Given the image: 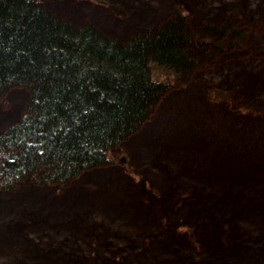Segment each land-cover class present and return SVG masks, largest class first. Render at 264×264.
<instances>
[{"label":"rangeland","instance_id":"rangeland-1","mask_svg":"<svg viewBox=\"0 0 264 264\" xmlns=\"http://www.w3.org/2000/svg\"><path fill=\"white\" fill-rule=\"evenodd\" d=\"M39 1L116 40L156 30L176 7L190 30L230 20L238 38L212 40L218 53L193 43L191 70L158 74L171 85L106 165L63 186L28 175L0 188V264H264V166L250 162L264 165V0ZM26 98L0 96V135ZM228 148L244 157L211 174Z\"/></svg>","mask_w":264,"mask_h":264},{"label":"trees","instance_id":"trees-1","mask_svg":"<svg viewBox=\"0 0 264 264\" xmlns=\"http://www.w3.org/2000/svg\"><path fill=\"white\" fill-rule=\"evenodd\" d=\"M171 13L154 31L116 40L39 0H0V96L10 88L27 93L19 121L0 135L2 190L28 175L63 186L106 165L171 85L158 74L176 81L191 70L200 53L193 43L218 53L212 40L232 47L238 38L230 20L190 30L180 8Z\"/></svg>","mask_w":264,"mask_h":264},{"label":"bare ground","instance_id":"bare-ground-1","mask_svg":"<svg viewBox=\"0 0 264 264\" xmlns=\"http://www.w3.org/2000/svg\"><path fill=\"white\" fill-rule=\"evenodd\" d=\"M254 75V74H253ZM238 110V109H237ZM245 115H251L249 112H247V114H245ZM252 117V116H251ZM256 117H258V118H260L261 120H264V116H261V115H258V116H256ZM253 121V120H252ZM264 131V130H263ZM263 134H264V132H263ZM254 138H256V136L254 137ZM262 148V147H261ZM221 151V150H220ZM216 152L218 153V151L216 150ZM222 153V152H221ZM220 153V154H221ZM228 156H224L223 154H222V156L219 158V160L218 161H220L219 163H214V165H213V167H214V171L211 173V174H215L216 175V173H218L220 170L222 171V168L221 167H223V166H225L226 165V163L227 162H232V160H237L238 161V158H240V157H244V154L243 153H241V154H238L236 157H234V155H232L231 154V152H230V149L228 148ZM255 157L254 156H250V162H252L251 164H252V166L253 167H258V168H260V169H262L261 167H263L264 165L263 164H261V163H258V164H254L253 162H254V159ZM253 160V161H252ZM209 163H211V162H209ZM235 163H233L232 165H234ZM238 172V171H237ZM236 172V173H237ZM19 260L21 259V258H19V257H17Z\"/></svg>","mask_w":264,"mask_h":264}]
</instances>
